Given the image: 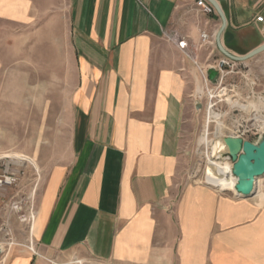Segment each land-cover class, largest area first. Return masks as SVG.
Wrapping results in <instances>:
<instances>
[{
	"label": "crops",
	"instance_id": "crops-1",
	"mask_svg": "<svg viewBox=\"0 0 264 264\" xmlns=\"http://www.w3.org/2000/svg\"><path fill=\"white\" fill-rule=\"evenodd\" d=\"M217 1L227 18L225 48L243 55L264 44L256 20L264 0ZM57 22L67 24L78 84L71 152L49 169L36 205L42 253L112 264H264L257 192L231 197L190 186L174 202L200 80L194 59L223 55L217 11L202 14L196 0H0V76L22 62L25 30ZM203 30L215 45H200ZM174 32L190 56L167 37ZM10 255L5 264H47L25 249Z\"/></svg>",
	"mask_w": 264,
	"mask_h": 264
},
{
	"label": "rangeland",
	"instance_id": "rangeland-1",
	"mask_svg": "<svg viewBox=\"0 0 264 264\" xmlns=\"http://www.w3.org/2000/svg\"><path fill=\"white\" fill-rule=\"evenodd\" d=\"M47 26L39 23L35 31H24L22 62L9 64L0 76V169L8 164L18 176L17 184L0 196V264L8 262L14 250L23 249L47 264H112L110 260L79 253L48 256L35 238V220H20L31 205L36 210L49 169L64 162L72 149L70 103L78 84L74 49L70 47L66 22H57L55 29ZM256 35L257 31H252L247 41ZM260 54L241 61L238 72L215 89L214 107L206 105V97L192 98L193 109L183 133L173 191L175 203L190 186L210 187L224 196L234 197L237 193L235 188L222 189L208 182L207 176L211 161L233 163L226 151L214 152L217 139L240 135L256 141L264 131L254 127L256 121L263 124L261 118L264 119V63L257 61L264 53ZM234 101L253 102L254 107L245 110L233 105ZM256 182V192L264 199V175ZM14 202L22 203L23 210L13 208Z\"/></svg>",
	"mask_w": 264,
	"mask_h": 264
},
{
	"label": "built area",
	"instance_id": "built-area-1",
	"mask_svg": "<svg viewBox=\"0 0 264 264\" xmlns=\"http://www.w3.org/2000/svg\"><path fill=\"white\" fill-rule=\"evenodd\" d=\"M196 5L198 6V10L202 14L206 15H212L216 13V9L213 6L211 2L208 0H196ZM257 22L261 23V31L264 33V15H258L256 18ZM167 37L176 42L180 48H182L187 55L190 56V54L186 51L187 42L186 40H180L178 35L174 33L167 34ZM201 46L203 45H215V37L212 33H209L206 30L201 31ZM195 65L198 67L199 74H200V80L198 82V85L194 89V91L191 93V97L193 98H200L203 97L207 98L206 105L209 108H212L215 106V102H213V99L215 98V89L217 87H220L224 81L227 79L228 76H230L234 72H238L236 70H239L241 66V61L233 60L226 55H221L217 58H212L210 62L207 64H199L194 59ZM215 69L217 71V76L214 80H212L209 76V70ZM225 91V88H224ZM223 94H226L224 92ZM256 125L254 126L257 131H262L264 128V124H260V122L256 121ZM263 132V131H262ZM261 132V133H262ZM235 137H241L240 135H232ZM243 138V137H242ZM245 139V138H243ZM2 169V170H1ZM0 169V196H2L3 192H6L9 188L12 186H15L18 181L17 173L10 169L8 164L4 166V168ZM13 208H15L17 211H22L24 206L20 202H14ZM36 210L34 209V206L31 205L28 208L27 213L22 214L20 216V220L23 222H32L35 220L36 217ZM1 245V244H0ZM1 250L2 247H0Z\"/></svg>",
	"mask_w": 264,
	"mask_h": 264
},
{
	"label": "water",
	"instance_id": "water-1",
	"mask_svg": "<svg viewBox=\"0 0 264 264\" xmlns=\"http://www.w3.org/2000/svg\"><path fill=\"white\" fill-rule=\"evenodd\" d=\"M215 7L222 24L216 35L219 50L227 57L236 61H247L264 52V44L243 55L230 52L222 43V34L227 26L226 15L217 0H208ZM209 76L214 80L217 76L215 69L209 70ZM227 153L233 161V173L237 177L236 190L241 197L253 196L256 192L257 179L264 175V131L256 141L246 140L242 137H223ZM2 250L0 248V255Z\"/></svg>",
	"mask_w": 264,
	"mask_h": 264
},
{
	"label": "bare ground",
	"instance_id": "bare-ground-1",
	"mask_svg": "<svg viewBox=\"0 0 264 264\" xmlns=\"http://www.w3.org/2000/svg\"><path fill=\"white\" fill-rule=\"evenodd\" d=\"M227 100L230 102L231 101L230 97L227 96ZM233 105H236L237 107H240L245 110H249L252 107H254L253 102H250L249 104H244V103L242 104L238 101L236 102L234 101ZM218 116H219L218 114H214V117L218 118ZM261 122L264 124L263 118H261ZM219 124L221 125L220 122ZM213 150L214 152H219V153H223L227 151L226 145L223 142V137L217 139L214 142ZM207 181L216 186H220L222 189L228 187L236 189L237 177L233 173V163L231 162L225 163L223 161H217V160L211 161L210 172L207 176Z\"/></svg>",
	"mask_w": 264,
	"mask_h": 264
}]
</instances>
